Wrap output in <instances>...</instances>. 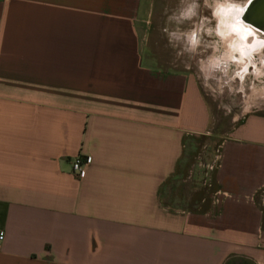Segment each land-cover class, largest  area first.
<instances>
[{
    "label": "crops",
    "instance_id": "1",
    "mask_svg": "<svg viewBox=\"0 0 264 264\" xmlns=\"http://www.w3.org/2000/svg\"><path fill=\"white\" fill-rule=\"evenodd\" d=\"M150 2L0 0V264H264V111L222 138L204 209L172 197L214 113L153 51Z\"/></svg>",
    "mask_w": 264,
    "mask_h": 264
},
{
    "label": "rangeland",
    "instance_id": "2",
    "mask_svg": "<svg viewBox=\"0 0 264 264\" xmlns=\"http://www.w3.org/2000/svg\"><path fill=\"white\" fill-rule=\"evenodd\" d=\"M248 1L231 0V3L243 7ZM193 3L198 5L195 14L186 17L184 13ZM215 7V0H151L147 14V25L151 30H156V35L150 38L153 51L161 52L164 46L166 51L168 49L169 58L195 68L201 75L204 92L213 109L214 130L198 138L197 149L190 155L185 177L172 181L169 186L172 197L183 200L184 206L196 209L205 208L214 190V184L205 185L204 178L208 165L215 162L222 138L243 114L253 110L264 111V97H261L264 95V75L259 74L264 73V65L259 63L264 49L254 53L253 58H248L244 64L239 63V55H235V60L229 59L230 37L225 41L216 35L219 20L214 15ZM209 29L212 31L209 32ZM192 33H196L200 40L196 50H191L187 41ZM259 35L263 36L261 32ZM217 60L223 62L219 67H213ZM245 65L248 67L247 73L244 72ZM232 264L255 263L250 258L242 257L233 259Z\"/></svg>",
    "mask_w": 264,
    "mask_h": 264
},
{
    "label": "clouds",
    "instance_id": "3",
    "mask_svg": "<svg viewBox=\"0 0 264 264\" xmlns=\"http://www.w3.org/2000/svg\"><path fill=\"white\" fill-rule=\"evenodd\" d=\"M216 7L214 8V15L218 18V28L216 30V35L219 36L222 40L227 41L229 37H232L233 33L236 34L235 38L228 43V48L230 52L228 53V57L231 60H235L236 53L240 54V64H244V58H253L254 53H259L261 49H264V39H260L256 37L251 44L247 43L248 37L253 36L254 33L251 31V27L243 22L241 17L243 16L246 8H240L237 5L231 3V0H215ZM198 7L197 4L193 3L191 8L184 13L186 17H191L195 14V9ZM235 13V14H234ZM232 15V22L227 21V17ZM223 17L224 19H219ZM226 29V30H224ZM209 32L212 30L209 29ZM175 35V34H173ZM188 42L191 46V50H195V48L199 45L200 40L196 33H192L188 38ZM222 60H217L214 62L213 67H219ZM261 65H264V56L259 60ZM255 67V64L252 65ZM248 67L245 65L244 72L247 73ZM259 73V70H258ZM264 75V73H259ZM239 75V74H238ZM243 78V77H241Z\"/></svg>",
    "mask_w": 264,
    "mask_h": 264
},
{
    "label": "water",
    "instance_id": "4",
    "mask_svg": "<svg viewBox=\"0 0 264 264\" xmlns=\"http://www.w3.org/2000/svg\"><path fill=\"white\" fill-rule=\"evenodd\" d=\"M242 19L264 34V0H251L246 4Z\"/></svg>",
    "mask_w": 264,
    "mask_h": 264
},
{
    "label": "built area",
    "instance_id": "5",
    "mask_svg": "<svg viewBox=\"0 0 264 264\" xmlns=\"http://www.w3.org/2000/svg\"><path fill=\"white\" fill-rule=\"evenodd\" d=\"M218 160H219V152L216 155L215 162L212 164L208 165V170H207V176L204 178V184L207 186H211L213 184V174L214 171L217 168L218 165ZM88 160L83 158L81 155L76 157L74 162H73V170L76 174H80L83 172L85 166L87 165ZM4 238V233H0V239Z\"/></svg>",
    "mask_w": 264,
    "mask_h": 264
},
{
    "label": "bare ground",
    "instance_id": "6",
    "mask_svg": "<svg viewBox=\"0 0 264 264\" xmlns=\"http://www.w3.org/2000/svg\"><path fill=\"white\" fill-rule=\"evenodd\" d=\"M240 8H245V6H243V7H240ZM235 14V13H234ZM219 19H224L223 17H221V18H219ZM241 19H242V17H241ZM243 20V19H242ZM227 21L228 22H232V15H229L228 17H227ZM243 22L245 23V24H247L244 20H243ZM247 25H249L250 27H251V31L254 33V35H253V37L256 39V37H259L260 39H264V34H263V36H261V35H259V32H261L260 30H257V29H255L254 27H252L250 24H247ZM197 26V25H196ZM224 30H226V29H224ZM235 33H233V35H232V37H230L229 38V40H230V42H231V40L233 39V38H235ZM189 36V35H188ZM250 37V36H249ZM253 39H249L248 41H247V43H251V41H252ZM188 41V40H187ZM216 46V45H215ZM196 50V49H195ZM235 55H239V57H238V60H240L241 59V57H240V54L239 53H236ZM224 56V55H223ZM215 57V56H214ZM221 57V56H220ZM212 59V58H211ZM209 61H210V59H209ZM235 62V61H234ZM248 62V58L246 57V58H244V63H247ZM257 66V65H256ZM221 67H222V65H221ZM225 69V68H224ZM259 69V68H258ZM220 70V69H219ZM216 72V71H215ZM258 72V71H257ZM215 74V73H214ZM227 73H225V75H226ZM257 74V73H256ZM224 75V76H225ZM226 79V78H225ZM236 79V78H235ZM227 81V80H226ZM253 83V82H252ZM244 89V88H243ZM259 93V92H258ZM261 97H264V95L263 96H261ZM257 98V97H256ZM249 101V100H248ZM251 106V105H250ZM249 106V107H250Z\"/></svg>",
    "mask_w": 264,
    "mask_h": 264
},
{
    "label": "flooded vegetation",
    "instance_id": "7",
    "mask_svg": "<svg viewBox=\"0 0 264 264\" xmlns=\"http://www.w3.org/2000/svg\"><path fill=\"white\" fill-rule=\"evenodd\" d=\"M235 36H236V35H235ZM249 39H253V40H254L255 38H254L253 36H250V37H248V40H249ZM248 40H247V41H248ZM253 40L251 41V43L253 42ZM251 43H250V44H251Z\"/></svg>",
    "mask_w": 264,
    "mask_h": 264
},
{
    "label": "snow or ice",
    "instance_id": "8",
    "mask_svg": "<svg viewBox=\"0 0 264 264\" xmlns=\"http://www.w3.org/2000/svg\"><path fill=\"white\" fill-rule=\"evenodd\" d=\"M249 3H251V0H249Z\"/></svg>",
    "mask_w": 264,
    "mask_h": 264
}]
</instances>
